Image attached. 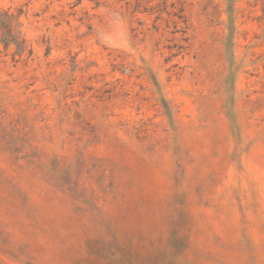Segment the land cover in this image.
<instances>
[{
	"label": "rangeland",
	"instance_id": "1",
	"mask_svg": "<svg viewBox=\"0 0 264 264\" xmlns=\"http://www.w3.org/2000/svg\"><path fill=\"white\" fill-rule=\"evenodd\" d=\"M0 23V264H264V0Z\"/></svg>",
	"mask_w": 264,
	"mask_h": 264
},
{
	"label": "trees",
	"instance_id": "2",
	"mask_svg": "<svg viewBox=\"0 0 264 264\" xmlns=\"http://www.w3.org/2000/svg\"><path fill=\"white\" fill-rule=\"evenodd\" d=\"M0 27L3 29V32H4V35L6 34L7 35V32L5 31V28L4 26L0 23ZM18 47L21 46V43L17 44Z\"/></svg>",
	"mask_w": 264,
	"mask_h": 264
}]
</instances>
